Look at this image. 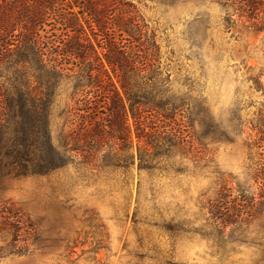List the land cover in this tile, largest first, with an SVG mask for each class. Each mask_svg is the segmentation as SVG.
Here are the masks:
<instances>
[{
    "label": "rangeland",
    "instance_id": "rangeland-1",
    "mask_svg": "<svg viewBox=\"0 0 264 264\" xmlns=\"http://www.w3.org/2000/svg\"><path fill=\"white\" fill-rule=\"evenodd\" d=\"M127 1L146 31L140 41L150 46L151 68L145 86L130 75L125 90L119 69H106L126 117L102 145L72 132H80L76 109L88 87L32 62L15 74L2 67L0 94L12 82L37 87L48 137L37 110L34 126L23 122L21 93L0 95V209L28 224L19 241L0 226V264H264V204L223 233L206 208L220 178L257 193L247 136L264 102L255 83L264 74V10L236 12L222 0ZM73 13L88 20L84 30L102 56L92 19ZM138 109L166 114L158 126L178 131L182 144L162 133L142 150Z\"/></svg>",
    "mask_w": 264,
    "mask_h": 264
},
{
    "label": "trees",
    "instance_id": "trees-1",
    "mask_svg": "<svg viewBox=\"0 0 264 264\" xmlns=\"http://www.w3.org/2000/svg\"><path fill=\"white\" fill-rule=\"evenodd\" d=\"M222 1L236 12L264 10V0ZM135 11V7L127 0H0V75L2 67L12 68L15 74L23 69L27 71L32 62L37 69H47L53 76L73 80L78 87H88L82 98L84 106L78 104L76 109L80 113L76 114L80 132L76 128H72V132L76 131L77 140L86 142L89 138L88 143L94 142L92 146L102 145L105 138L111 135L110 132L114 136L120 131L126 117L122 99L112 88L106 69L109 68L114 74L119 69L121 87L125 90L130 75L139 79L140 87L145 86L151 68L150 46L147 40L140 41L146 36V31L138 24L140 20L135 16ZM73 12H86L92 19L89 22L97 27V35L102 36L98 46L102 56L97 55L84 30L83 25L88 24V20L82 14L84 20L78 18ZM134 25L137 29L133 28ZM250 25L256 26L258 22ZM124 35L128 36L126 42L125 38H120ZM263 76L258 74L255 83L256 88L262 89L264 96ZM1 87L2 96L10 95L11 91L12 94L16 92L23 95L22 118L29 125L28 128L34 126L32 123L36 121V116L32 115L34 110L38 111L39 120L42 115L46 139L47 113L43 112L44 108L39 110L35 102L41 99L37 87L30 88L26 83L17 85L14 82L10 84L11 88ZM87 95L90 98L86 99ZM138 103L145 108L149 100H138ZM8 105L11 107L10 102ZM83 111L88 113L81 114ZM144 111L138 109L137 112V136L142 150L146 151L152 140L158 139L162 133L173 146L182 144L183 139L178 131H168L165 126H158L156 121L163 120L166 114ZM99 114L105 117L100 118ZM249 124L247 147L250 153V178L256 185L257 193L248 191L247 194L245 188L226 178L216 182L206 208L218 233H223L231 225L239 227V223L244 224V218L254 216L256 206L264 204V102L257 117ZM27 225V220H23L21 214L6 207L0 209V226L14 241L24 237L28 231Z\"/></svg>",
    "mask_w": 264,
    "mask_h": 264
}]
</instances>
